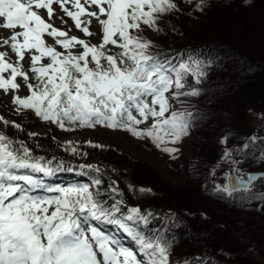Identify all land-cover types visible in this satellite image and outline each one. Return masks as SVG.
Wrapping results in <instances>:
<instances>
[{"label": "snow or ice", "instance_id": "6c2138e0", "mask_svg": "<svg viewBox=\"0 0 264 264\" xmlns=\"http://www.w3.org/2000/svg\"><path fill=\"white\" fill-rule=\"evenodd\" d=\"M54 5L63 16L55 14ZM207 6V0H198L195 10L202 12ZM177 11L175 0H0V28L10 31L0 38V48L7 49L0 51V90L13 93L18 114L30 110L65 132L97 126L123 131L150 140L177 159L180 150L175 145L202 119L181 97H200L203 89L197 86L207 81L212 66L223 67L191 53L169 57L150 51L152 42L139 35L142 25L160 31V21ZM65 16L86 37L95 35L90 31L94 18L102 32L100 42L89 43L55 27L54 18L65 24ZM108 45L120 51L112 54ZM77 47L82 51L74 52ZM22 85L30 93L26 97L18 94ZM150 120L148 127H140ZM0 124L3 129L11 125L23 130L2 115ZM3 129L0 264H170L172 229L182 223L176 214L129 206L118 181L98 165H80L79 174L87 176L89 183H47L44 178L73 169L65 168L62 161L53 165L43 156H34L24 141H15ZM220 143L227 144L228 137ZM64 149L80 154L72 142ZM257 150L264 163V146L255 144L254 137L235 151L253 155ZM233 151L225 149L222 157L230 165L222 177L225 183L211 181V188L207 183L202 188L221 201H264V194L244 195L252 192L257 181L264 185V172L242 173L237 167L240 161L232 159ZM215 174V169L209 173ZM126 187L136 195H155L151 188ZM201 217L207 219V214ZM154 221L160 226H152Z\"/></svg>", "mask_w": 264, "mask_h": 264}, {"label": "rangeland", "instance_id": "374dc122", "mask_svg": "<svg viewBox=\"0 0 264 264\" xmlns=\"http://www.w3.org/2000/svg\"><path fill=\"white\" fill-rule=\"evenodd\" d=\"M175 2L180 11L165 16L160 21V31L142 25L139 35L152 42L150 51L160 53L171 44L187 47L224 39L239 53L213 58L223 67L212 66L207 81L200 87L202 95L181 97L190 102L192 111L202 114V119L196 122L189 136L175 145L180 150L177 159L158 150L150 140H139L123 131L97 126L94 130L65 132L42 121L34 112L28 117L31 133L53 134L63 145L68 142L88 145L89 141L102 145L106 164L116 169L121 188L133 206L175 213L182 223L172 232L181 237L171 251L170 264L186 262L195 251H207L219 264H264V201L243 204L221 201L202 188L205 183L211 188V181L225 183L222 177L230 171L228 161L222 159L225 149L234 150L232 159L240 161L237 167L241 172H264L258 150L253 155H237L235 151L253 137L255 144L264 146V0H250L248 4L245 0H207L208 6L202 12L195 10L198 0L191 4L184 0ZM54 9L60 16L64 15L59 7ZM64 19L66 23L62 24L54 18V26L63 25L69 36L89 43L100 42L102 32L94 18L90 31L95 35L91 37L77 30L70 18ZM8 35L9 30L0 28V38ZM47 41L52 44L48 37ZM0 51L7 49L0 48ZM17 82L22 83L19 78ZM28 93L22 85L18 94ZM13 99L11 91L5 94L0 90L1 112L12 122L22 117L15 111ZM151 122L140 127L146 128ZM224 136L228 137L227 144L220 143ZM213 169L216 174L210 176ZM128 184L137 189L151 188L155 195H136L128 190ZM252 194H264L260 181L251 193L244 195ZM201 213H206L207 219Z\"/></svg>", "mask_w": 264, "mask_h": 264}, {"label": "trees", "instance_id": "16d2710c", "mask_svg": "<svg viewBox=\"0 0 264 264\" xmlns=\"http://www.w3.org/2000/svg\"><path fill=\"white\" fill-rule=\"evenodd\" d=\"M117 52L119 51H111L112 54H115ZM178 53H191L195 57L203 59L205 61L218 56H222L224 54H239L237 48H235L229 41H226L224 39L209 40L205 43L194 44L192 46L187 47H179L177 45L171 44L167 47H164L160 53L156 54H160L162 56L167 55L169 57H172L176 56ZM173 63H175V61H173ZM201 86L202 85H198L197 87ZM0 115L4 116L1 112V109ZM20 116L22 117H17L14 119V123L20 125L23 129L22 131L12 127L11 125H9L7 129H3L2 124H0V129H3L6 134H8L15 141H24L31 148L34 156H43L45 160L52 161L53 165L62 161L65 168L71 167L73 169L71 172H57L55 176L62 177L65 180L71 179L73 181L75 179L84 181L89 180L87 176L79 174L81 171L80 165H98L102 167L105 172L108 173L111 179L117 180L119 183V187L121 188L119 179L116 176V169L111 167L110 165H107L104 160L105 150L103 148H93L89 145H77L80 154L73 155L71 152L65 151V145L59 143L58 139L55 138L53 134H39L35 136H29V134L32 132V126L30 125V121L28 120L30 112L28 110L24 111L20 114ZM4 117L5 119L9 120L6 116ZM84 153H86L87 155H83ZM113 169H115L114 172L112 171ZM121 189L124 191L127 204L129 206H133L129 202V197L127 196L126 191L123 188ZM145 210H151L155 212L153 209L150 208L141 209V211ZM161 212L167 211H158L156 213ZM152 226L159 227L160 224L158 221H154ZM174 235L175 240L173 242L172 250L179 244L181 237L179 233H174ZM186 262L187 264H219L215 257L207 251H195L194 253H192L191 257ZM178 264H185V262H181Z\"/></svg>", "mask_w": 264, "mask_h": 264}, {"label": "water", "instance_id": "95a60500", "mask_svg": "<svg viewBox=\"0 0 264 264\" xmlns=\"http://www.w3.org/2000/svg\"><path fill=\"white\" fill-rule=\"evenodd\" d=\"M252 174H259V173H261L260 171H258V172H251Z\"/></svg>", "mask_w": 264, "mask_h": 264}, {"label": "bare ground", "instance_id": "6f19581e", "mask_svg": "<svg viewBox=\"0 0 264 264\" xmlns=\"http://www.w3.org/2000/svg\"><path fill=\"white\" fill-rule=\"evenodd\" d=\"M54 7H56V8H57L58 6L54 5ZM55 14H56L57 16H59V13H57V12H56Z\"/></svg>", "mask_w": 264, "mask_h": 264}, {"label": "flooded vegetation", "instance_id": "af4514ba", "mask_svg": "<svg viewBox=\"0 0 264 264\" xmlns=\"http://www.w3.org/2000/svg\"><path fill=\"white\" fill-rule=\"evenodd\" d=\"M243 173V172H242ZM245 174V173H244Z\"/></svg>", "mask_w": 264, "mask_h": 264}]
</instances>
